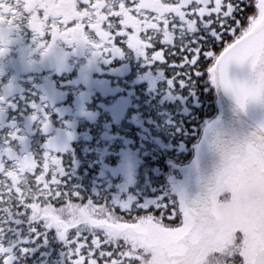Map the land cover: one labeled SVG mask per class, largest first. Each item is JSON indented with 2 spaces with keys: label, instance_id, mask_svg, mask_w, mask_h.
<instances>
[{
  "label": "flooded vegetation",
  "instance_id": "af4514ba",
  "mask_svg": "<svg viewBox=\"0 0 264 264\" xmlns=\"http://www.w3.org/2000/svg\"><path fill=\"white\" fill-rule=\"evenodd\" d=\"M231 11L230 0H0V184L22 176L61 198L97 167L100 193H129L156 104L182 97L183 66L212 65Z\"/></svg>",
  "mask_w": 264,
  "mask_h": 264
},
{
  "label": "trees",
  "instance_id": "16d2710c",
  "mask_svg": "<svg viewBox=\"0 0 264 264\" xmlns=\"http://www.w3.org/2000/svg\"><path fill=\"white\" fill-rule=\"evenodd\" d=\"M255 3L256 0H230L231 16L225 20L230 32L221 34L222 44L215 41V54L221 53L227 44H232L240 37L241 30L256 12ZM200 44L205 47L211 45L203 40ZM210 64L202 55L197 69L191 68V64L183 66L180 70L185 76H179L174 82L177 86L174 92L182 97L173 103L156 104L152 119L157 126L151 129V142L148 144L150 154L142 157L135 174L134 187L129 193L122 185L100 193L97 167L88 175L84 174V167L82 170L79 167L81 172L74 175V181L66 189L69 195L63 194L61 198H57L54 193H47L46 199L39 197L37 188L29 178L21 179L17 190L10 187L13 182L11 179H5L7 184H0V264H88L90 259L96 260V264H144L142 257L131 256L126 251L128 249L121 245L105 242L97 232L75 230L69 235V243H63L45 221L35 220L31 206H59L66 204L67 200L90 202L104 205L110 212L127 220L155 215L161 217L164 223L178 224L180 215L177 204L163 190L166 181L164 173L170 162L187 164L191 161L192 147L202 135L205 120H214L218 116L217 97L209 80ZM186 106L193 111L189 121L181 119V112H185ZM129 194L136 199V203L131 209L123 210L121 205L130 199ZM117 199L122 203H116ZM146 201H153L157 205L147 208L143 205ZM90 251L94 253V258L89 256Z\"/></svg>",
  "mask_w": 264,
  "mask_h": 264
},
{
  "label": "rangeland",
  "instance_id": "374dc122",
  "mask_svg": "<svg viewBox=\"0 0 264 264\" xmlns=\"http://www.w3.org/2000/svg\"><path fill=\"white\" fill-rule=\"evenodd\" d=\"M255 5L256 12L250 16L247 25L241 30L240 37L251 30L264 15V0H256ZM228 46L229 44H227ZM220 54L215 56L209 68L211 85H213L214 79V65ZM230 69L233 88L242 98L250 67L234 60ZM227 91L230 94L231 91ZM218 116L214 120H205L202 135L192 147L191 161L187 164L170 162L164 173L166 181L163 190L174 204H177L180 215L178 224L164 223L161 217L155 215L142 216L137 220H127L123 216L110 212L104 205L90 202H67L60 206L33 204L31 207L35 220L45 221L47 226L55 230L58 240L66 244L69 243V235L72 231L82 229L100 233L105 242L125 247L131 256L142 257L144 264H177L179 257H175L176 260L172 261V258L163 253L174 254L176 248L178 250L175 243H178L181 236L188 230L189 222L183 202L188 169L194 165L197 159L204 131ZM258 120L263 124L260 118ZM141 151L143 152V150ZM136 154L138 155V149ZM94 156H97V153ZM140 156L141 154L138 155V160ZM92 162H94V158ZM254 162L262 165L258 157L251 152L250 156L241 162L232 163L221 178L214 196V209L221 221L218 235L220 239H217L219 243L203 247L196 264H253L258 253L255 252L258 242L253 239V236L256 235L259 240L264 242V230L262 234L255 233L253 230L260 225L264 226V181L260 179L261 170H257L255 166H252L253 169L251 168ZM24 167L25 165H23V171H25ZM138 169L139 166L135 169V174ZM21 178L23 179L22 176ZM7 179L14 180L13 177ZM18 185L13 181L10 187L17 190ZM129 195L130 199H127V203H122L119 199L115 200L116 203L123 204L121 205L123 210L131 209L136 203V199L133 200L134 197ZM39 197L46 199L48 195L39 194ZM153 204L155 202L146 201L143 205L149 208ZM238 229L242 231L240 234L236 232ZM238 235L239 241H237ZM186 249L183 248L182 251L184 252ZM93 255L94 253L90 251L89 256L93 257ZM96 263L94 259H90L88 262V264Z\"/></svg>",
  "mask_w": 264,
  "mask_h": 264
},
{
  "label": "water",
  "instance_id": "95a60500",
  "mask_svg": "<svg viewBox=\"0 0 264 264\" xmlns=\"http://www.w3.org/2000/svg\"><path fill=\"white\" fill-rule=\"evenodd\" d=\"M234 60L250 67L242 98L231 82ZM212 84L220 111L204 131L197 159L188 169L183 202L189 227L175 243L178 250L171 255L163 253L172 261L179 257L177 264H196L202 248L219 238L221 221L214 209V196L229 164L251 152L264 163V15L221 52ZM253 264H264V247Z\"/></svg>",
  "mask_w": 264,
  "mask_h": 264
}]
</instances>
